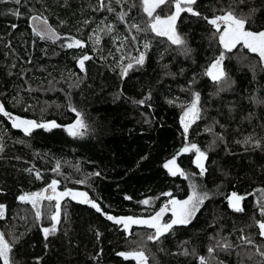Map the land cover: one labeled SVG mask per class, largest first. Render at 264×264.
<instances>
[{
  "label": "trees",
  "instance_id": "trees-1",
  "mask_svg": "<svg viewBox=\"0 0 264 264\" xmlns=\"http://www.w3.org/2000/svg\"><path fill=\"white\" fill-rule=\"evenodd\" d=\"M105 3L115 11L97 10L98 0L0 3V104L23 119L60 125L25 135L0 115V204L6 206L0 232L10 242L15 239L14 264H136L117 253L140 250L148 264H199L200 256L209 264H264L256 251L264 239L255 226L264 220L257 206L258 190L264 189V70L256 54L238 45L226 54L225 90L217 95L220 86L204 75L222 51L204 17L220 15L221 9L237 16L252 13L246 27L264 30V0H197L193 7L200 16L185 12L177 20L184 48L128 27L133 22L144 27L148 21L139 0ZM17 10L20 15H13ZM121 11L127 12L124 23L117 18ZM157 11L163 16L169 9ZM34 14L46 18L61 39L35 35L29 26ZM108 25L112 33L98 31ZM97 35L98 45L93 43ZM67 37L85 47L67 48ZM145 42L150 47L144 64L121 78V65L144 51ZM83 55L92 58L81 71L77 61ZM193 92L200 94L202 118L191 124L186 141L180 121ZM141 100L145 103H137ZM70 106L87 126L83 136L65 131L77 119ZM209 127L212 133L206 131ZM216 136L223 139L213 145ZM248 136L260 140L261 147L238 143ZM185 143L207 153L203 176L193 163L194 152L177 156ZM174 156L188 178L164 168ZM52 180L61 191H84L102 211L65 197L58 231L45 239L41 228L50 227L55 201H41L44 215L37 222L31 205L18 197L41 192ZM193 183L208 198L191 223L174 226L159 242L146 239L152 230L145 226L132 225L126 233L106 218L152 216L170 198L186 199ZM232 193L245 197L242 212L229 207ZM146 199L150 203L142 204ZM241 236H250L254 246L244 244ZM225 240L232 247H217L209 257L208 247Z\"/></svg>",
  "mask_w": 264,
  "mask_h": 264
},
{
  "label": "snow or ice",
  "instance_id": "snow-or-ice-1",
  "mask_svg": "<svg viewBox=\"0 0 264 264\" xmlns=\"http://www.w3.org/2000/svg\"><path fill=\"white\" fill-rule=\"evenodd\" d=\"M8 0H0V3H6ZM117 4L126 2V0H115ZM197 0H139V7L142 12L147 16L148 21L141 27L137 23H131L128 25L130 29H135L136 32L150 31L155 34L157 37H165L170 44L176 45L179 48H184L186 41L179 34L177 30V20L181 17L182 13H190L194 16H200V13L195 11L193 5H195ZM14 3L19 5L21 0H14ZM134 6V5H133ZM162 7H167L169 12L166 15H160L158 9ZM174 8V11L171 9ZM97 10L103 11L107 10L108 12H114L115 9L112 8L109 4L105 3V0H98ZM256 10L253 9L252 12ZM220 15H214L212 18L204 17L209 25L215 30L213 35L218 37V44L222 51L213 58L204 71V75L208 77L214 85H219L220 87L217 90V95L220 91L225 90L224 85L228 83L229 77L228 73L224 66V61L226 59V54L233 51L237 46H241L243 49H246L249 53H254L259 57V64L264 70V30L253 31L250 28L246 27L251 19L252 13H249L247 16L241 15L237 16L233 10H224L221 9ZM13 15L19 16V11L12 12ZM127 12L121 11L117 14V18L121 23L125 22V16ZM32 28L35 35L40 39H53L59 40L61 37L56 34L55 30L52 29L48 20L40 15H34L31 17ZM63 23V22H61ZM12 27H16L13 25ZM98 31H106L107 33L113 32V26L108 25L106 30L99 29ZM69 42L65 45L67 48H83L85 47L84 43L72 37L66 38ZM91 39V37H90ZM133 40H136L135 36H132ZM94 44L100 43V36L97 35L93 41ZM120 47H123V42H121ZM150 47L148 42L143 44L144 51H140L139 55L136 57H131L130 61L126 65H121V78L127 76L128 72L137 65H143L146 59V51ZM119 50V49H118ZM92 57L89 55H83L77 63L81 71L85 70V61L90 60ZM255 67V65H253ZM193 99L191 102L184 107L183 113L181 116V125L184 130L185 139L187 141V133L191 124L195 123L197 120L201 119L202 109L200 107V94L198 92L192 93ZM150 97H146L149 99ZM139 104H144L145 101H138ZM172 103V101H169ZM70 110L76 112L77 119L75 123L66 126L65 131L69 136L78 137L83 136L85 133L82 130H86L87 126L81 118V114L70 106ZM0 115L7 118L11 121L12 128L20 129L25 135H30L32 131L36 128H43L45 130H51L53 128L60 127L55 121L38 123L34 120L22 119L17 116H13L11 113L7 112L2 104H0ZM209 133H212V128L209 127L206 129ZM222 136H216L213 141V145L216 140H222ZM244 145H249L253 143L255 147H261L260 140H255L251 136L245 137L241 142ZM2 151V149H0ZM195 153V159L193 163L199 169V175L203 176L206 168L204 161L207 159V153L201 150L195 143H185V146L177 153L181 155L183 153ZM170 175L184 176L188 178L186 173L180 168L177 164L176 156L168 160L164 165ZM55 170V169H54ZM31 171V170H29ZM98 175V173H97ZM37 178L39 179V173H37ZM57 180H52L51 183L47 186V189L42 190L41 192L26 193L18 197V200L22 203H28L31 205L32 210L34 211V219L39 222L42 219L44 213L41 211V201L47 200L49 202L55 201L54 210L48 216V219L51 221L50 227H42L41 231L45 239L50 235H55L58 231V225L61 223V201L64 197H71L72 199L79 198L80 203L90 204L97 212H101V207L88 199L87 193L84 192H75L72 190H65L62 192L57 191ZM192 193L185 200H177L175 198H170L168 203L160 208L159 211L155 212L154 215L147 218H138L133 216L127 217H115L112 215H106L108 220L113 221L117 225H122L123 230L127 233L130 231L132 225L145 226L152 231L147 234L146 239L152 242H159L162 237L166 234L171 233L174 226L177 225H188L191 223L192 219L195 217L196 213L200 210L204 201L208 198V194H198L196 191V185L193 183L190 185ZM51 191L50 195H46L47 191ZM261 192V200L258 202V207L260 210V216L264 217V189L258 190ZM164 195L171 197V193H164ZM130 199V197H126ZM245 197L239 196L236 193H232L229 197V207L235 212H242L244 209L241 206V201ZM142 204L148 205L149 200L141 201ZM6 206L0 204V220L5 218ZM171 213V219L168 221L164 220L165 213ZM255 226L258 228L257 235L264 239V220L255 221ZM241 241L247 245H253L254 241L250 236H241ZM15 239L9 241L6 239V233L0 232V264H14V261L11 256L12 248L14 246ZM226 249L232 247L226 240L221 243L217 241L216 246H209L207 252L209 257L215 252L216 248ZM257 253L264 257V245H260L256 248ZM184 255H189L188 251L185 250ZM195 255V252L192 253ZM118 256L123 257L125 260L132 259L136 264H148V257L144 251H133V252H118ZM199 264H209V259L200 256Z\"/></svg>",
  "mask_w": 264,
  "mask_h": 264
},
{
  "label": "water",
  "instance_id": "water-1",
  "mask_svg": "<svg viewBox=\"0 0 264 264\" xmlns=\"http://www.w3.org/2000/svg\"><path fill=\"white\" fill-rule=\"evenodd\" d=\"M34 15H38V14H34ZM34 15H32V16H34ZM32 16H31V17H32ZM31 17L29 18V26H30L31 30L33 31ZM48 24H49V26H50L52 29L55 30L56 34L59 35V36L61 37V35L58 33V31L55 29V27H54L49 21H48ZM49 40H51V41H57V40H53V39H49ZM9 113H11V112H9ZM11 114H12L13 116H17V117H19L18 115L14 114V113H11ZM20 118H21V117H20ZM6 119H7V118H6ZM22 119H23V118H22ZM7 121L11 124V121H10V120L7 119ZM48 185H49V184H48ZM48 185H46V186L44 187V190L47 189V186H48ZM45 194H46V195H50V194H51V191L49 190V191H47Z\"/></svg>",
  "mask_w": 264,
  "mask_h": 264
},
{
  "label": "rangeland",
  "instance_id": "rangeland-1",
  "mask_svg": "<svg viewBox=\"0 0 264 264\" xmlns=\"http://www.w3.org/2000/svg\"><path fill=\"white\" fill-rule=\"evenodd\" d=\"M76 121V120H75ZM75 121L73 122V123H75ZM73 123H71V124H73ZM65 190H67V189H65ZM65 190H62V191H65ZM70 190H72V189H70ZM57 191L58 192H62L61 190H59V189H57ZM72 191H75V192H84V191H81V190H72ZM85 193V192H84ZM88 196V195H87ZM65 198V197H64ZM89 199V198H88ZM187 199V198H186ZM75 200H77V201H79V198H77V199H75ZM183 200H185V199H183ZM168 202H166L165 204H167ZM165 215H168V218L165 220V221H168V220H170L171 219V213L170 212H168V214L167 213H165ZM150 217V216H149ZM138 218H147V217H138Z\"/></svg>",
  "mask_w": 264,
  "mask_h": 264
}]
</instances>
